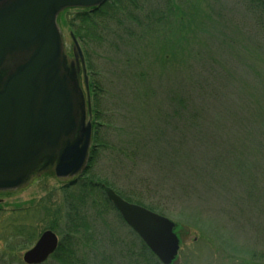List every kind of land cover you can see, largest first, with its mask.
<instances>
[{"label":"rangeland","instance_id":"rangeland-1","mask_svg":"<svg viewBox=\"0 0 264 264\" xmlns=\"http://www.w3.org/2000/svg\"><path fill=\"white\" fill-rule=\"evenodd\" d=\"M177 1L186 11L194 7L195 23L207 24V31L201 26L197 36L186 35L187 47L184 42V52L200 51L202 59L192 56L165 71L156 61L165 46L164 53L182 39L176 27L175 34L150 29L158 26L156 14L167 11V0H136L128 6L130 17L119 14L123 25L98 16L95 38L88 45L79 40L90 83L102 86L107 118L96 121L92 114L106 146L97 148L83 181L109 186L173 220L187 238L179 264H264V0ZM79 11H65L60 21L69 63L76 58L68 22ZM79 77L86 93L83 70ZM65 186L42 173L22 191L0 195V264H26L25 252L48 228L60 241L68 236V192L75 202L79 189ZM104 186L89 196L98 204L78 213L93 230L79 241L81 260L161 264L144 250ZM45 264L59 263L51 258Z\"/></svg>","mask_w":264,"mask_h":264},{"label":"water","instance_id":"water-1","mask_svg":"<svg viewBox=\"0 0 264 264\" xmlns=\"http://www.w3.org/2000/svg\"><path fill=\"white\" fill-rule=\"evenodd\" d=\"M107 0H0V191L17 190L38 170L53 166L61 179L88 166L93 126L84 54L71 33L79 68L68 64L59 15L69 8L98 7ZM108 199L163 264L180 249L175 222L131 203L113 188ZM53 230L42 233L24 254L27 264H42L57 250Z\"/></svg>","mask_w":264,"mask_h":264},{"label":"trees","instance_id":"trees-1","mask_svg":"<svg viewBox=\"0 0 264 264\" xmlns=\"http://www.w3.org/2000/svg\"><path fill=\"white\" fill-rule=\"evenodd\" d=\"M167 1H168L167 11L165 13L156 14L154 19L152 20V22H154V24L158 26L154 27L150 25V29L156 28L157 32H162V31L173 32L174 27H176L177 33L182 35V39L181 41H179L178 39L177 40L178 43L174 42L173 44H171L172 47L171 51L164 53L167 47L165 46L162 51V55H158L155 57L156 61L158 62L159 66L162 68L163 71L167 70L171 66L172 68H175L177 65L186 63L187 59L189 57L191 58L192 56L193 57L195 56L196 60L202 59L203 56L200 58L197 57V56H201L200 51L199 52L193 51L192 53L189 54L187 52H184L185 51L184 42H186V47H187V42L189 41L186 35L192 32L193 35H195L196 33L197 36L196 31L201 29V26H205L206 27L205 31H207V24L203 25V22L201 20L195 23L196 11L193 10L191 11V8H194L193 6H191L190 9L186 11L181 4L182 2H179L177 0H167ZM250 1L252 3H259L260 0H250ZM129 5L137 6L138 4L136 0H108L101 7L95 10H84L77 12L70 18L68 24L70 25L75 36L78 37L83 43H85V45H88L95 38L99 28L98 25H101V23L98 22L96 19L98 16L102 15V16L114 17L120 25H123L124 21L119 14L123 13L127 18L130 17V11L128 10ZM62 19H63V14L60 16V21H62ZM138 22L141 23V19H138ZM172 22H174L173 25L170 24ZM209 28L211 27L209 26ZM171 63L174 65H172ZM101 87H102L101 84L96 79H93L90 83L93 106H94V119L96 121L107 120L105 112L101 108V101H100L102 96ZM139 97L143 98V94L141 93ZM144 97L145 98L144 101H142V103L146 107L149 101V98H147L148 97L147 93L144 94ZM176 99L179 101L180 104H183L184 99L182 97L177 96ZM146 112L148 116H150L147 107H146ZM177 112L178 110L175 109L174 113L177 114ZM101 127H102L101 123L95 124L94 138H93L94 145L91 151L90 165L88 167V170L85 172V174H87L92 167L94 156L97 154V148L98 147L103 148L106 146L105 142L100 136L102 129ZM157 141L160 142L161 140L157 139ZM145 144L146 143L142 141L140 144L137 143L136 145L138 147H143L145 146ZM53 174L54 172L52 171L51 175ZM83 176L70 182L64 187L66 189L74 185L73 187L76 189L75 185H78L79 195L76 197V201L74 202L73 197H75V194L73 192H68L69 199L67 198V200L71 201V203L68 204V210L66 213L69 224L68 236L64 240L63 239L61 240L58 250L52 256V259H54V261L58 262L59 264H86L81 260V256H79L80 246L83 247V245L79 241H81L85 237L83 235L85 233L89 235V238H91L93 235L92 233L93 230L89 224L84 222L83 217L80 216L78 213L79 211L80 212L84 211L86 209V206L88 208V205L90 206L92 205V203L98 204V202L94 201V199L92 202H89L90 201L89 196L91 195V191H93L95 187H100L101 189H103L104 185L103 184L101 185L100 183H94V181L91 182V180H88L87 182L83 181L85 180ZM80 181L83 182L79 183ZM105 184L107 185V183ZM95 204L93 205V208L96 206ZM56 212L59 213V210H57ZM82 241L85 240L83 239ZM142 245L147 253L150 252L152 256L154 255L143 241H142ZM142 255L143 254L140 253V256Z\"/></svg>","mask_w":264,"mask_h":264},{"label":"flooded vegetation","instance_id":"flooded-vegetation-1","mask_svg":"<svg viewBox=\"0 0 264 264\" xmlns=\"http://www.w3.org/2000/svg\"><path fill=\"white\" fill-rule=\"evenodd\" d=\"M72 61H74L75 66L79 67V64H78L77 60L71 59L70 63H72ZM80 71H82V66H80ZM45 173H47V172H45ZM2 194H4V193H0V195H2ZM173 264H179V259H177Z\"/></svg>","mask_w":264,"mask_h":264}]
</instances>
